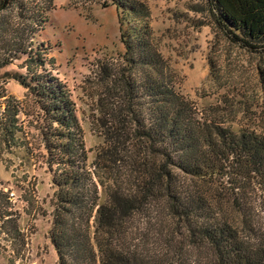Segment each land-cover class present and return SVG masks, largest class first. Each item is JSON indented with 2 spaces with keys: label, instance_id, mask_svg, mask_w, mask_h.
Instances as JSON below:
<instances>
[{
  "label": "trees",
  "instance_id": "obj_1",
  "mask_svg": "<svg viewBox=\"0 0 264 264\" xmlns=\"http://www.w3.org/2000/svg\"><path fill=\"white\" fill-rule=\"evenodd\" d=\"M15 1L0 0V13ZM113 1L125 10L119 19L126 59L142 74L119 76L102 64L98 119L105 143L91 166L68 90L36 69L46 63L43 50L34 48L20 22L8 18L0 25V68L27 55L32 79L19 81L50 125L46 146L58 187L51 239L58 264H264V135L224 127L213 111L199 116L151 46L148 6ZM209 3L227 37L248 47L264 43V0ZM33 18L35 25L39 18ZM46 20L43 15L40 22ZM22 111L8 98L1 140H15ZM19 220L12 196L0 187V244L18 257L28 244Z\"/></svg>",
  "mask_w": 264,
  "mask_h": 264
},
{
  "label": "rangeland",
  "instance_id": "obj_2",
  "mask_svg": "<svg viewBox=\"0 0 264 264\" xmlns=\"http://www.w3.org/2000/svg\"><path fill=\"white\" fill-rule=\"evenodd\" d=\"M140 1L148 6L145 20L151 46L161 53L168 78L195 104L199 116L213 111L224 127L264 135V43L248 47L227 37L209 0ZM124 13L113 0H16L0 13L1 26L8 18L20 22L25 35L33 36L34 48L43 50L46 63L37 71L55 75L68 90L90 166L105 143L103 122L98 119L99 98L105 91L102 64L119 76L130 72L137 79L142 74L126 59L119 19ZM34 14L39 18L35 25ZM43 15L47 20L40 22ZM124 23V28L130 26L126 18ZM26 59L19 53L0 68V115L8 98L18 100L23 108L15 140L0 139V187L15 202L28 244L18 257L11 248L4 249L5 241L1 243L0 264H58L51 239L52 199L58 187L56 165L49 164L46 146L50 125L19 81L27 75L32 79ZM100 195L104 201L102 187Z\"/></svg>",
  "mask_w": 264,
  "mask_h": 264
}]
</instances>
